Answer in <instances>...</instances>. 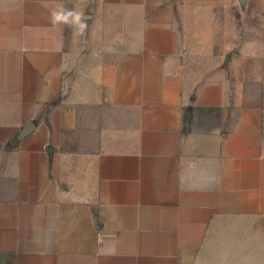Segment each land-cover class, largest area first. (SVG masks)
Wrapping results in <instances>:
<instances>
[{
    "label": "crops",
    "instance_id": "1",
    "mask_svg": "<svg viewBox=\"0 0 264 264\" xmlns=\"http://www.w3.org/2000/svg\"><path fill=\"white\" fill-rule=\"evenodd\" d=\"M233 1V74L190 78L191 22ZM254 215L264 0H0V264H211L215 227Z\"/></svg>",
    "mask_w": 264,
    "mask_h": 264
},
{
    "label": "rangeland",
    "instance_id": "2",
    "mask_svg": "<svg viewBox=\"0 0 264 264\" xmlns=\"http://www.w3.org/2000/svg\"><path fill=\"white\" fill-rule=\"evenodd\" d=\"M225 9L228 11L220 12ZM240 11L238 3L233 1L226 7L216 8L211 17H205V22L204 17L191 22L186 34L188 47L185 55L187 75L190 78L209 80L222 76L230 79L233 69L231 61L227 63L226 56H241L238 48H231L242 36L236 32V27L250 25L252 21V18L243 21ZM209 24L212 25V32L203 34L204 27ZM222 24L226 27L223 31L219 28ZM253 35L244 32V37ZM207 248L211 264H264V215L222 221L212 232Z\"/></svg>",
    "mask_w": 264,
    "mask_h": 264
},
{
    "label": "clouds",
    "instance_id": "3",
    "mask_svg": "<svg viewBox=\"0 0 264 264\" xmlns=\"http://www.w3.org/2000/svg\"><path fill=\"white\" fill-rule=\"evenodd\" d=\"M82 13L76 12L75 10H65L62 6L59 10H54L51 13V20L53 24L66 23L72 24L79 28L80 32L83 33L87 28V24L82 20Z\"/></svg>",
    "mask_w": 264,
    "mask_h": 264
},
{
    "label": "water",
    "instance_id": "4",
    "mask_svg": "<svg viewBox=\"0 0 264 264\" xmlns=\"http://www.w3.org/2000/svg\"><path fill=\"white\" fill-rule=\"evenodd\" d=\"M241 1H245V0H241ZM34 128V124L33 122H29L21 131L20 136H26L28 133H30Z\"/></svg>",
    "mask_w": 264,
    "mask_h": 264
}]
</instances>
